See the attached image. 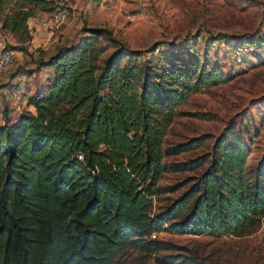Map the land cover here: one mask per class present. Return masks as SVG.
I'll return each mask as SVG.
<instances>
[{"label": "trees", "instance_id": "16d2710c", "mask_svg": "<svg viewBox=\"0 0 264 264\" xmlns=\"http://www.w3.org/2000/svg\"><path fill=\"white\" fill-rule=\"evenodd\" d=\"M36 8L45 9L43 0H19L1 29L25 32ZM103 32L82 26L75 43L39 61L36 68L51 74L27 96L32 111L0 107V264H111L130 246L146 255L170 248L150 237L160 229L219 236L264 215V163L245 170L249 144L241 136L223 133L210 150L162 161L206 138L162 145L175 106L229 75L206 61L136 63L139 53L130 49L103 55ZM203 164L182 182L157 184L166 168ZM185 183L151 212L152 195ZM157 260L205 264L167 254Z\"/></svg>", "mask_w": 264, "mask_h": 264}, {"label": "rangeland", "instance_id": "374dc122", "mask_svg": "<svg viewBox=\"0 0 264 264\" xmlns=\"http://www.w3.org/2000/svg\"><path fill=\"white\" fill-rule=\"evenodd\" d=\"M43 2L45 9L36 8L27 18L25 32L12 34L0 27V50L16 53L0 80L4 76L12 77L14 71L24 72L25 64L37 67L58 46L75 43L81 36L82 26L104 31L98 38L103 55L130 49L139 53L136 63H161L173 58L215 63L229 78L191 91L186 100L175 106L176 112L164 132L162 145L166 147L199 134L206 138L192 149L164 155L162 161L179 162L210 150L217 136L228 133V136H241L249 144L245 170L251 172L259 163H264V46L252 54H244L240 61L233 57V49L238 44L256 43L264 38V0ZM18 3L19 0H0V19ZM59 11L66 13V19L53 32L49 27L50 18ZM35 26L40 29L39 36L35 35ZM9 80L6 86L0 85L12 88ZM205 165L192 170L166 168L157 184L182 182L202 171ZM186 186L187 183L176 190L152 195L151 212L162 209ZM150 237L171 246L150 255L130 246L119 252L111 264H164L157 260L164 254L174 261L192 257L205 264H264V215L258 223L237 233L215 236L160 229Z\"/></svg>", "mask_w": 264, "mask_h": 264}, {"label": "crops", "instance_id": "0c3cea01", "mask_svg": "<svg viewBox=\"0 0 264 264\" xmlns=\"http://www.w3.org/2000/svg\"><path fill=\"white\" fill-rule=\"evenodd\" d=\"M34 31L37 36L41 34L38 26L34 27ZM26 51H28V49H26ZM12 52L14 55L16 54L14 51ZM25 68V71L19 75L13 77L4 76L0 80V84H5L8 82V78H10L9 81L13 84V87L8 89L5 87L6 84L5 86L0 85V107L3 102L12 113H16L13 111H20L18 109L19 107L32 111L33 107L26 103L27 96L34 91L37 82L44 81L45 78L51 74L50 69L46 67L37 69L34 65L25 64ZM2 98H4L5 101H3Z\"/></svg>", "mask_w": 264, "mask_h": 264}, {"label": "built area", "instance_id": "2783aa9c", "mask_svg": "<svg viewBox=\"0 0 264 264\" xmlns=\"http://www.w3.org/2000/svg\"><path fill=\"white\" fill-rule=\"evenodd\" d=\"M65 19L66 13L64 11H59L53 14L50 18L49 26L51 31H58ZM261 46H264V38L256 43L238 44L233 49V57L236 61H240L244 54H252ZM13 58L14 54L11 50H0V77L5 67H7L12 62Z\"/></svg>", "mask_w": 264, "mask_h": 264}]
</instances>
